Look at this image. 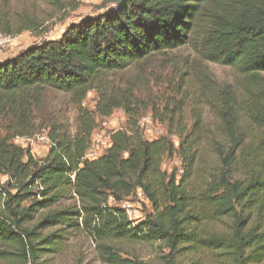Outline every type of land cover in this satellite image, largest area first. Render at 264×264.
Here are the masks:
<instances>
[{"label": "trees", "instance_id": "obj_1", "mask_svg": "<svg viewBox=\"0 0 264 264\" xmlns=\"http://www.w3.org/2000/svg\"><path fill=\"white\" fill-rule=\"evenodd\" d=\"M102 3L111 9L0 62V120L17 127L15 137L31 136L47 92L67 95L76 112L73 135L55 120L41 123L49 139L41 162L0 137V175L17 190L4 193L0 246H14L19 264H45L66 230H81L103 247L107 264H147L105 244L137 240L164 244L161 264H177L184 253L212 255L214 264H264V0ZM0 30L10 33L1 17ZM208 63L233 68L235 84L218 83ZM90 92L94 112L83 106ZM118 109L126 128L87 160L95 115ZM204 109L215 120L213 135ZM146 113L166 124V137L143 139ZM174 152L180 176L161 169ZM138 190L151 213L134 222L119 203ZM69 194L77 208H53ZM47 228L55 230L42 236Z\"/></svg>", "mask_w": 264, "mask_h": 264}, {"label": "rangeland", "instance_id": "obj_2", "mask_svg": "<svg viewBox=\"0 0 264 264\" xmlns=\"http://www.w3.org/2000/svg\"><path fill=\"white\" fill-rule=\"evenodd\" d=\"M112 5L103 4L102 0H0V17L2 27L10 33L0 30L5 36H10L11 41L0 46V62L13 58L28 47L39 45L45 41L59 40L65 28L86 18H94L104 14L111 9ZM32 27V29H28ZM23 30L20 34L16 32ZM210 72L216 81L221 84L234 85L237 80L236 71L228 66H221L215 63L207 64ZM96 95L90 92L83 106L94 112ZM43 117L36 118L33 122L35 127L29 137H15L17 127L9 119L0 120V137L6 140L8 145L21 147L30 152L34 160L41 162L44 160L49 144L37 140V136L42 132L43 121L55 120L67 126L68 132L73 135L75 131L76 112L69 103V97L61 92H47L43 99V106L40 109ZM204 128L210 134L215 132V120L207 110L204 109ZM38 117V116H37ZM126 116L122 110H115L111 116L102 118L95 115L96 128L91 138V147L96 157L103 155L110 146V135L115 131L126 128ZM186 123L192 125L190 118V108L186 110ZM46 123V122H45ZM141 134L144 140L152 141L159 137L167 136V126L165 123L152 118L150 113H146L139 121ZM46 132V131H45ZM175 149L178 147V140L169 137ZM20 139H23L21 142ZM208 164L215 166L216 161L212 154L208 153ZM161 169L167 175L180 176L182 174L181 160L174 152L163 159ZM15 194V184L6 176L0 175V208L4 202V193ZM37 196V200H38ZM32 201L29 199L28 203ZM112 204V203H111ZM79 203L74 195L69 194L58 205L53 208L71 207L77 208ZM124 208L130 220L138 222L151 213V206L137 191L133 196L119 203ZM47 210L42 209L36 215H42ZM81 220H79V223ZM55 228L42 229L44 236ZM100 244V243H99ZM123 259L147 264H161L169 250L160 242L137 241H113L105 243ZM102 245V244H101ZM6 251L9 254H3ZM14 246H0V264H19L20 260ZM214 256L206 253L196 255L183 254L177 259V264H214ZM45 264H107L104 259V250L98 245L87 232L66 230V238L54 253H49L45 257Z\"/></svg>", "mask_w": 264, "mask_h": 264}, {"label": "built area", "instance_id": "obj_3", "mask_svg": "<svg viewBox=\"0 0 264 264\" xmlns=\"http://www.w3.org/2000/svg\"><path fill=\"white\" fill-rule=\"evenodd\" d=\"M10 41H11V37L10 36H5V35H2L0 33V46L6 45ZM36 138L39 141H42L44 143H48L49 144V139H48L47 133L45 131H42ZM22 140L23 139H20L19 141L21 142ZM85 158L87 160H94L97 157H96L95 153H93L92 150L89 149L88 152L86 153Z\"/></svg>", "mask_w": 264, "mask_h": 264}]
</instances>
